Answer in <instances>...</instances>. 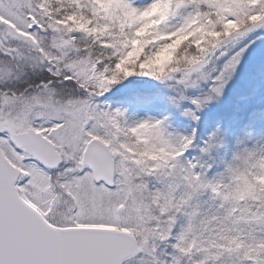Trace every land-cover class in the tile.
I'll list each match as a JSON object with an SVG mask.
<instances>
[{
  "label": "snow or ice",
  "instance_id": "obj_1",
  "mask_svg": "<svg viewBox=\"0 0 264 264\" xmlns=\"http://www.w3.org/2000/svg\"><path fill=\"white\" fill-rule=\"evenodd\" d=\"M0 264H264V0H0Z\"/></svg>",
  "mask_w": 264,
  "mask_h": 264
}]
</instances>
